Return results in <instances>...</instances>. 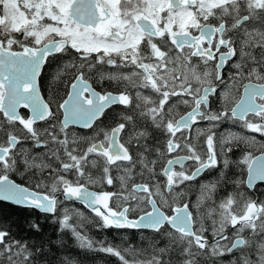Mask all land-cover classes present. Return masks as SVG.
<instances>
[{"label": "snow or ice", "instance_id": "obj_1", "mask_svg": "<svg viewBox=\"0 0 264 264\" xmlns=\"http://www.w3.org/2000/svg\"><path fill=\"white\" fill-rule=\"evenodd\" d=\"M262 197L264 0H0V206L58 232L0 221V264H264Z\"/></svg>", "mask_w": 264, "mask_h": 264}, {"label": "trees", "instance_id": "obj_2", "mask_svg": "<svg viewBox=\"0 0 264 264\" xmlns=\"http://www.w3.org/2000/svg\"><path fill=\"white\" fill-rule=\"evenodd\" d=\"M56 63V64H55ZM54 65L52 72L57 66V61L55 59L52 60L51 65ZM51 75V74H50ZM49 75V77H50ZM53 87H60L62 90L59 95H53L56 99H59L60 96H63L64 90L62 85H57ZM52 95V94H51ZM111 123V120L108 121ZM79 130V129H75ZM151 143V141H150ZM240 151L237 152V149L232 153L233 159H238L240 156ZM230 172L238 174V170L235 168L231 169ZM210 178V177H209ZM21 182V179H18ZM113 190V189H109ZM192 201H195V186L189 195ZM264 198V197H262ZM75 206L77 208H81L83 210V206L76 203ZM36 220L41 224L42 232L36 233L31 231L26 227V225L32 221ZM0 221L4 223L10 224L13 234L17 239L24 240H52L55 241L58 232L57 225L50 222L48 218H45L41 213L36 210L26 209L22 207H15L10 204H3L0 206ZM88 234L97 241H104L105 243H112L115 245H120L124 243V237H127V243H130L134 246H141L142 242L140 240L141 232L137 230H116V229H99L96 227L88 226L87 228ZM147 233V230H144ZM68 243L72 244L71 238H68ZM163 243V241H161ZM72 255H74L77 259L81 261V264H118V260L115 257L109 256L107 254L99 253V252H85L83 250H79L75 247L67 249ZM52 252L59 256L62 252L55 244L52 245ZM142 258V257H141Z\"/></svg>", "mask_w": 264, "mask_h": 264}, {"label": "flooded vegetation", "instance_id": "obj_3", "mask_svg": "<svg viewBox=\"0 0 264 264\" xmlns=\"http://www.w3.org/2000/svg\"><path fill=\"white\" fill-rule=\"evenodd\" d=\"M56 64V63H55ZM54 64V65H55ZM54 65L52 64H49V65H46V67H45V70H44V72L42 73V83H43V85H44V89H45V96H46V98H48V97H53V99H56L53 95H55L54 94V92H53V90L52 89H49L48 88V82H49V75L52 73V70H53V67H54ZM94 86H96L97 87V89L98 90H100V86L99 85H95L94 84ZM103 88L104 89H107V90H111V88H112V86L110 85V84H108V83H105L104 85H103ZM62 92V90L60 89V92L59 93H61ZM52 94V95H51ZM23 111V110H22ZM103 119V118H102ZM41 124L43 123V122H40ZM229 127H232V128H235V129H237V131H240V129L239 128H236L235 126H233V125H229V124H225V125H223L222 126V129L221 130H223V128H229ZM78 129V128H77ZM76 131H83V132H90V130H76ZM256 135H258V134H256ZM238 151H240L239 149H237V152ZM240 153V152H239ZM256 154L258 155L259 154V152H256ZM14 179H16L17 180V182H20L18 179H21L19 176H14L13 177ZM189 195H190V193H189Z\"/></svg>", "mask_w": 264, "mask_h": 264}, {"label": "rangeland", "instance_id": "obj_4", "mask_svg": "<svg viewBox=\"0 0 264 264\" xmlns=\"http://www.w3.org/2000/svg\"><path fill=\"white\" fill-rule=\"evenodd\" d=\"M235 129V128H234ZM237 131V129H235ZM195 199H196V191H195Z\"/></svg>", "mask_w": 264, "mask_h": 264}]
</instances>
